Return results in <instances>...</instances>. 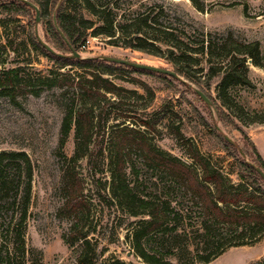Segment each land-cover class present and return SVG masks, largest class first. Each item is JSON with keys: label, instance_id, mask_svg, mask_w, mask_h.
I'll return each mask as SVG.
<instances>
[{"label": "rangeland", "instance_id": "374dc122", "mask_svg": "<svg viewBox=\"0 0 264 264\" xmlns=\"http://www.w3.org/2000/svg\"><path fill=\"white\" fill-rule=\"evenodd\" d=\"M12 1L0 0V71L19 69L24 81L15 100L0 97V153L25 152L33 167L25 233V247L32 252L26 253L27 264L28 256L37 264H79L80 241L75 239L70 244L64 238L71 235L75 220L58 214L65 202V157H74L82 182L87 208L79 224L89 233L98 263L118 259L145 264L131 240L134 230L147 217L139 212L138 200L129 201L114 184V162L119 157L124 162L125 183L132 192L142 198L167 199L183 214L182 225L191 235L190 229H195L199 219V206L165 164L154 162L137 143H120L128 129L136 132V139L143 138L157 153L179 161L193 173L202 174L201 160L236 185L241 182L236 173L243 163L253 166L252 161L257 162L243 133L264 159V121L259 120L264 118V67L248 60L247 76L252 86H231L222 95V74L207 79L210 65L216 60H209L201 50L208 35L221 40L231 34L242 42L258 41L264 57V0H197L203 11L191 0H89L87 5L80 0H28L38 7L39 21L32 7L26 4L14 9ZM62 4L80 31L91 23L84 44L75 51L80 58L73 53L72 59L116 57L176 72V65L162 57L123 46L127 31L132 37L139 31L143 38H151L155 47L147 46L150 51L158 48L165 54L173 43H179V50L173 48L178 69L188 68L190 78L177 72L179 78L125 70L104 75L117 87L114 96H84L83 89L71 87L70 82L71 78H88L87 71L75 65L59 68L32 43L37 33L46 42L44 17L54 18ZM144 17L149 25L140 22ZM105 20H112L115 37L95 34ZM130 23L135 25L127 27ZM117 102L120 108L112 104ZM71 103L76 109L84 107L92 112L94 125L84 148H76L78 137L73 126L60 152V129ZM98 118L103 120L101 127L95 126ZM22 185L16 178L6 192L10 196L19 193ZM0 198L7 196L2 194ZM9 207L3 209L6 223L17 217L15 209ZM129 209L139 215H130ZM5 231L6 225L0 219V247L6 245ZM145 245L152 251L164 249L159 240ZM193 254L183 249L177 256L167 257L173 264H187ZM194 264H264V235L252 245L225 249L209 263Z\"/></svg>", "mask_w": 264, "mask_h": 264}, {"label": "trees", "instance_id": "16d2710c", "mask_svg": "<svg viewBox=\"0 0 264 264\" xmlns=\"http://www.w3.org/2000/svg\"><path fill=\"white\" fill-rule=\"evenodd\" d=\"M80 1L86 5L90 4L89 0ZM191 1L198 10L203 11V7L197 0ZM63 5L58 8L54 18L44 17L43 20V30L47 35L46 42L59 53L47 51L37 38L32 39V43L41 53L55 60L59 68L65 69L67 66L75 65L87 71L88 78L81 77L78 81H76V78H71V87L83 89L84 96L96 95L106 98L108 93L114 96L117 87L110 79L104 77L105 74L113 75L125 70L145 72L143 70L127 69L124 65L106 62L103 59H72V54L75 51H79V48L84 44L85 31L91 28V23L84 25V29L80 31V29L76 28V21L64 9ZM8 6L2 5L1 7ZM11 6L15 9L18 6L25 7L26 4L13 0ZM55 22L58 29L63 33L65 40L58 32ZM140 22L149 25L147 17L142 18ZM133 25L135 23H130L126 26L130 27ZM96 30L95 34H103L108 37L116 36V29L112 20H105ZM128 32L124 35V47L134 48L162 57L176 65L177 73L190 78L188 68H186L187 71L178 69L177 55L173 48L179 50V43H173L174 45H171L172 48L167 49L165 54L158 48L150 51L147 46L155 47L149 41L151 38H143L139 31L133 32L137 36L132 37L127 34ZM165 32L170 34L168 30ZM208 36L209 40L202 41L201 50L209 56V60H216L214 62L211 61L207 79L210 80L213 76L222 74L219 84L220 94L224 95V92L231 86H252L247 76V61H251L254 66L264 67V57L261 53L259 42H242L235 39L231 34L221 40L213 39L212 35ZM116 39L117 37L111 40ZM2 48L5 47L3 46ZM66 52L71 55H67ZM53 80L55 82L56 79ZM22 81L24 80L19 73V69L9 68L1 70L0 97L6 96L11 100H15ZM32 92L38 95L37 91ZM112 104L116 108H120L119 106L121 105L118 102ZM90 113L92 112L84 109V107L81 109L74 108L72 103L67 107L60 129L58 149L60 152L73 126L78 137L76 148H84L89 141L94 125L93 116ZM259 120L262 122L264 118ZM102 122L103 120L98 118L95 126L101 127ZM144 124H147V122H144ZM135 133L133 129H128L121 136L120 143H137L150 155L154 162L165 164L170 174L174 175L183 184L194 199V203L199 206V219L194 225L195 229H190L192 233L189 236V230H186L185 225H182L183 214L173 208L171 202L160 197L147 199L135 195L129 185L125 183L122 158L119 157L114 162V184L120 189L121 195L128 198L129 201L137 199L139 212H142L141 214H145L147 217L134 230L131 240L138 257L145 264H173L167 256H177V252L183 249L194 253L191 261L187 264H194L196 261L209 263L225 249L232 246L252 245L264 235V180L256 171V168H260L264 172V159L244 133L247 144L250 146L257 162L255 163L253 160V166L243 163L244 167L242 170L236 173L241 181L237 185L233 184L219 169L210 168L201 160L202 174L193 173L179 161L165 158L157 153L143 138L136 139ZM194 157L198 156L194 155ZM65 159L66 164L63 167L62 174V190L65 195V202L59 209L58 214L75 220L71 235L64 236V238L70 244L75 239L80 241V251L77 257L79 264H128L118 259L105 263L97 262L96 251L91 244L90 238H88L89 233L84 231L79 224L81 216L85 214L87 208L82 182L74 165V157L70 159L65 157ZM32 175L33 167L29 156L25 152L4 151L0 153V195L6 194L7 196V198H0V219L6 225L5 232H7L5 235L6 245L0 247V260H2L0 264H27L26 253L28 252V255H31L32 251L25 247V233ZM16 178L23 184L22 189L19 193L16 192L10 196L6 191L10 190L9 186L15 182ZM112 191L114 192L113 195L117 197L115 190L112 189ZM5 206H11L9 207L10 209H15L16 220L5 222V211L3 210ZM133 210L130 211L129 209L130 215H139L138 211ZM152 240L155 242L157 240L161 241L164 249L159 247L154 249V251L150 250L145 245V242ZM3 249L4 253H2ZM18 256L21 258L20 261L17 260ZM27 261L29 264H37L31 256H28ZM181 263V261H178L177 264Z\"/></svg>", "mask_w": 264, "mask_h": 264}, {"label": "water", "instance_id": "95a60500", "mask_svg": "<svg viewBox=\"0 0 264 264\" xmlns=\"http://www.w3.org/2000/svg\"><path fill=\"white\" fill-rule=\"evenodd\" d=\"M18 1H21V2H23L25 4H27L28 6L32 7L36 11V21H39V9H38V7L36 5H34L33 3H31L28 0H18ZM55 26H56L58 32L60 33V35L65 40V37H64L63 33L58 29V27L56 25V22H55ZM37 38H38V41L45 47V49L47 51H49L50 53H56L54 51V49L48 43L44 42L41 39V37L38 35V33H37ZM58 55H61V54H58ZM74 55L77 58H80V54L79 53L74 52ZM102 59L104 61H106V62L116 63V64H119V65L132 67V68L138 69V70L149 71V72H153V73L164 74V75H168V76H171V77L179 78L178 74L175 71H172V70H169V69H166V68H162V67H157V66L143 64V63H138V62H134V61H131V60L120 59V58H116V57H103ZM198 94L207 103L210 102L209 99L202 92H198ZM256 171L259 173V175L264 180V172L260 168H256Z\"/></svg>", "mask_w": 264, "mask_h": 264}]
</instances>
